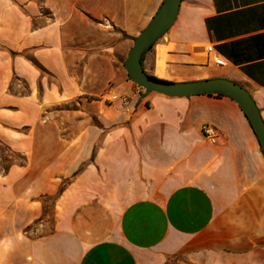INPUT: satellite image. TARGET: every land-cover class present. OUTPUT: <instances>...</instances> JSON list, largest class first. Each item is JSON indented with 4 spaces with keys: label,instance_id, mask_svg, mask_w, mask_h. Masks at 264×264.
<instances>
[{
    "label": "crops",
    "instance_id": "crops-1",
    "mask_svg": "<svg viewBox=\"0 0 264 264\" xmlns=\"http://www.w3.org/2000/svg\"><path fill=\"white\" fill-rule=\"evenodd\" d=\"M163 2L0 0V264H264V154L240 107L126 73ZM142 67L228 79L264 121V0H182Z\"/></svg>",
    "mask_w": 264,
    "mask_h": 264
},
{
    "label": "water",
    "instance_id": "water-1",
    "mask_svg": "<svg viewBox=\"0 0 264 264\" xmlns=\"http://www.w3.org/2000/svg\"><path fill=\"white\" fill-rule=\"evenodd\" d=\"M182 0H164L144 30L133 40L124 67L128 78L147 94L167 97H191L201 94L221 93L231 98L242 110L256 135L264 154V121L251 95L240 85L224 78L173 82L155 79L146 74L140 59L173 25Z\"/></svg>",
    "mask_w": 264,
    "mask_h": 264
},
{
    "label": "built area",
    "instance_id": "built-area-1",
    "mask_svg": "<svg viewBox=\"0 0 264 264\" xmlns=\"http://www.w3.org/2000/svg\"><path fill=\"white\" fill-rule=\"evenodd\" d=\"M207 51L211 52L212 47H207ZM215 64L217 66H224L225 62L223 60H215ZM108 100L112 103L120 102L121 104H126L128 102V97L124 94H119V93H111L108 96ZM204 134L206 139L210 143H215L217 139V134L216 132L210 127V126H204Z\"/></svg>",
    "mask_w": 264,
    "mask_h": 264
},
{
    "label": "rangeland",
    "instance_id": "rangeland-1",
    "mask_svg": "<svg viewBox=\"0 0 264 264\" xmlns=\"http://www.w3.org/2000/svg\"><path fill=\"white\" fill-rule=\"evenodd\" d=\"M175 82H185V81H175ZM0 158H1L0 163L2 164V166L7 167L9 162L11 161V158L9 157L8 153L5 150L0 151Z\"/></svg>",
    "mask_w": 264,
    "mask_h": 264
},
{
    "label": "trees",
    "instance_id": "trees-1",
    "mask_svg": "<svg viewBox=\"0 0 264 264\" xmlns=\"http://www.w3.org/2000/svg\"><path fill=\"white\" fill-rule=\"evenodd\" d=\"M160 7H161V6H160ZM151 48H152V47L148 48L147 51L150 50ZM147 51H146V52H147ZM146 52H145V53H146ZM145 53L141 56V59H140V63H141V65H142V59H143V56L145 55ZM148 76H149V75H148ZM150 77L155 78V77H153V76H150ZM155 79H157V78H155ZM211 94H215V95H217V96H225L224 94H221V93H209L208 95H211ZM226 97H227V96H226Z\"/></svg>",
    "mask_w": 264,
    "mask_h": 264
}]
</instances>
